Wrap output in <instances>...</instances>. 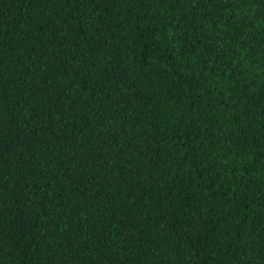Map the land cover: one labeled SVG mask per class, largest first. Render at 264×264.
<instances>
[{"label": "trees", "instance_id": "16d2710c", "mask_svg": "<svg viewBox=\"0 0 264 264\" xmlns=\"http://www.w3.org/2000/svg\"><path fill=\"white\" fill-rule=\"evenodd\" d=\"M0 264H264V0H0Z\"/></svg>", "mask_w": 264, "mask_h": 264}]
</instances>
